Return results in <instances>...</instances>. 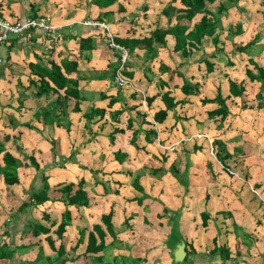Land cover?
Instances as JSON below:
<instances>
[{
	"label": "crops",
	"instance_id": "0c3cea01",
	"mask_svg": "<svg viewBox=\"0 0 264 264\" xmlns=\"http://www.w3.org/2000/svg\"><path fill=\"white\" fill-rule=\"evenodd\" d=\"M226 6L215 14L212 36L181 49L202 13L189 16L178 1L0 0L10 22L44 16L58 28L56 42L30 30L0 45V264H174L175 231L186 252L177 264H264V132L247 125L264 120V85L248 78L257 76L254 64L264 65V1ZM85 19L110 25L128 54L129 85L113 84L120 53ZM157 29L167 30L162 39L142 41ZM52 62L64 64L75 96L40 84ZM231 79L243 81L242 96L228 98ZM218 91L226 98L224 121L209 115L217 103L203 101ZM214 145L229 157L211 154ZM6 152L15 159L13 184L3 178ZM70 182L75 189L82 183L87 205L64 204L59 186ZM45 185L48 199L35 203ZM109 212L115 235L106 232L99 263L81 254L89 229L98 223L105 230ZM35 222L50 229L52 242L32 236Z\"/></svg>",
	"mask_w": 264,
	"mask_h": 264
},
{
	"label": "trees",
	"instance_id": "16d2710c",
	"mask_svg": "<svg viewBox=\"0 0 264 264\" xmlns=\"http://www.w3.org/2000/svg\"><path fill=\"white\" fill-rule=\"evenodd\" d=\"M179 2L180 5L183 7L185 12H188L189 16H193L196 14H201L199 22L194 26L193 29H191L184 39L179 41V46L181 49L190 48L191 43L193 41H199L200 37L203 35H209L212 36L214 34V24H215V14L221 15L224 11H227V4H231L233 6L238 5L244 0H169V2L172 4L174 2ZM264 1V0H263ZM217 2V3H216ZM216 3V4H215ZM216 5V10L211 11L208 6ZM174 9V7H173ZM1 15V14H0ZM264 15V14H263ZM2 16V15H1ZM240 27V26H238ZM186 29V28H185ZM155 31V30H154ZM240 31V29L237 30V32ZM167 30L163 29H157L154 33H152L151 37L147 38L146 40H142L145 43H151L152 44V36L157 39H162L164 35L166 34ZM9 39V37H8ZM6 40V42L8 41ZM5 42V43H6ZM251 42H248L244 45H241L238 47L239 51H245L246 48L250 47ZM2 54V53H1ZM211 58V57H210ZM252 60H250L251 62ZM201 62L205 63L206 70H212V62H210L207 58H204L201 60ZM74 64V62H71ZM254 64V63H253ZM255 69L257 70V76L253 77L250 73L248 74V78L250 80L257 79L264 85V65L263 66H257L254 64ZM64 64L57 65L55 62L51 63V67L49 70L45 71V76H41L40 84L43 85V87L46 89L52 88L53 92H58L60 90L64 91V93L68 96H75V92H72L68 86L67 79L64 75ZM50 82L52 84H50ZM50 85V86H49ZM185 93H188V89H184ZM244 92V84L243 81L238 80H229V93L228 98L230 97H236V96H242ZM204 102H211V103H217L218 107L209 112V115L211 116H220L221 121H224L227 116V104H226V98L222 96L220 91L217 92V95L212 99H203ZM264 107V102L260 103ZM171 103L166 104V108L163 110H160L156 113V119L162 120L167 110L170 109ZM243 107L250 108L252 107V104H243ZM215 147V149H214ZM213 150L217 153V156L220 158V160H223L226 157H229V153L226 150H223V155L219 153V149L214 145ZM0 151H1V144H0ZM219 153V154H218ZM3 161H4V170H3V178L4 182L6 184H13L17 182V173L15 170V159L13 156L9 153L3 154ZM82 183L77 184V188H74V183H66L61 186H59V191L61 194L65 196V200L63 199V202L66 206L73 205V206H82L87 205V193L82 189L81 187ZM47 190L48 185H45V187L40 190L37 194L33 196L35 203H44L48 198L47 196ZM69 210H64L62 220L58 223L56 227V236L58 239H61L64 235L65 226L67 225L69 221ZM209 215L207 213H202V223L205 225L206 218ZM111 219V213L109 212L106 215L102 216V223L105 226V230L101 227L100 224L95 223L92 225V227L88 231L87 235V243L84 251L82 252V256L89 257L91 259H94L95 261L99 263H103V250L105 247V236L106 232L111 236L114 237L115 233L112 230V225L110 222ZM50 229L47 227H44L40 223H34L32 227V236L37 237L41 233L46 234L45 237L48 238L49 243L52 242V239L49 236ZM48 233V234H47ZM83 234V233H82ZM80 243V240L76 242V245L73 246L72 251L75 252L76 247ZM57 256H61L65 250L63 248V245L61 243L59 244L58 248L56 249ZM4 256V254L0 253V258ZM41 254L37 256V258H40ZM58 258V257H57ZM56 262H58V259H56ZM65 259L62 258V261L55 264H64Z\"/></svg>",
	"mask_w": 264,
	"mask_h": 264
},
{
	"label": "built area",
	"instance_id": "2783aa9c",
	"mask_svg": "<svg viewBox=\"0 0 264 264\" xmlns=\"http://www.w3.org/2000/svg\"><path fill=\"white\" fill-rule=\"evenodd\" d=\"M83 25L98 28L105 32L106 43L113 50L120 53L119 63L114 70L112 82L115 86L123 88L129 85V80L123 75L124 66L127 59V51L125 48L114 40V35L111 32L110 25L105 21H98L92 19H85L81 22ZM57 27L48 23L47 18L44 16L28 17L23 21L10 22L6 18L0 15V45L5 42L11 34L21 35L24 32L30 30H42L47 36L50 37L52 42H56L58 39ZM1 60V54H0ZM197 136H200L199 134ZM168 149H174V146H168ZM209 152H214L213 148H209ZM230 174H234L231 169H227Z\"/></svg>",
	"mask_w": 264,
	"mask_h": 264
},
{
	"label": "rangeland",
	"instance_id": "374dc122",
	"mask_svg": "<svg viewBox=\"0 0 264 264\" xmlns=\"http://www.w3.org/2000/svg\"><path fill=\"white\" fill-rule=\"evenodd\" d=\"M263 121V123L260 121V120H258V118H255V121H253L252 123H251V121H249L248 120V123H247V125H250L251 126V128H252V130H254V129H256V130H258V131H263L264 132V128H262V126L264 125V120H262ZM257 142H259V143H261L262 141H261V139H258L257 140ZM236 147V146H235ZM236 150H239V148H235ZM257 155V154H256ZM71 171H74L75 172V169L74 168H72L71 169ZM49 194L51 195V196H58L59 195V192L58 191H56V190H50L49 191ZM62 198H64V200H65V196L64 195H62ZM39 215V214H38ZM77 215H76V211H73L72 212V221L74 222V223H76V222H78V220H77ZM42 262L44 263V261L42 260ZM90 264H96V263H92L91 261H90Z\"/></svg>",
	"mask_w": 264,
	"mask_h": 264
},
{
	"label": "water",
	"instance_id": "95a60500",
	"mask_svg": "<svg viewBox=\"0 0 264 264\" xmlns=\"http://www.w3.org/2000/svg\"><path fill=\"white\" fill-rule=\"evenodd\" d=\"M175 240H173V247H172V255H173V262L177 264L181 262L185 257V243L179 236V234L175 231Z\"/></svg>",
	"mask_w": 264,
	"mask_h": 264
}]
</instances>
